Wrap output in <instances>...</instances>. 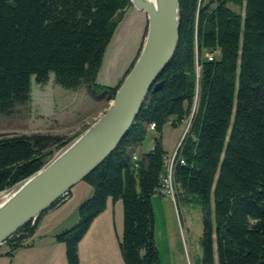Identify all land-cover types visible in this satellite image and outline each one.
<instances>
[{"label":"trees","instance_id":"trees-1","mask_svg":"<svg viewBox=\"0 0 264 264\" xmlns=\"http://www.w3.org/2000/svg\"><path fill=\"white\" fill-rule=\"evenodd\" d=\"M129 5L0 0V115L29 102L31 78L45 84L49 74L61 88L111 99L122 78L107 86L95 76ZM177 6V42L156 79L159 88L147 91L129 130L83 179L91 193L78 203L75 223L54 236L65 264H78L77 243L107 199L121 202L123 264H158L150 198L165 173L160 133L169 118L174 126L187 117L172 181L201 212L195 264H264V0H177ZM148 132L151 147L138 151ZM64 142L41 133L0 135V191L39 170ZM68 196L69 190L48 209ZM41 214L3 242L6 254L33 234Z\"/></svg>","mask_w":264,"mask_h":264},{"label":"rangeland","instance_id":"rangeland-1","mask_svg":"<svg viewBox=\"0 0 264 264\" xmlns=\"http://www.w3.org/2000/svg\"><path fill=\"white\" fill-rule=\"evenodd\" d=\"M227 5L234 11H241V8L229 2ZM140 18L139 13L131 5L124 9L112 39L105 49L103 63L96 73L97 83L105 85L114 83L131 53H134V56L129 65L133 62L143 38L140 41L142 32ZM109 101L110 99L105 96H100L97 92L89 93L83 87L76 90L61 88L53 83L52 74H49L45 84H36L31 78L29 102L17 106L8 116L0 115V135L41 133L59 136L65 142L53 149L50 160L92 124L106 110ZM170 122L171 118L163 125L160 133V142L167 159L179 146L182 136L186 133L189 118H184L174 126ZM149 128L152 127L149 125ZM151 140L152 132H148L143 146L147 148ZM85 188L91 190V187L81 180L69 189L73 195L62 208L65 218L59 222L54 219L47 222L48 232L51 229H54L52 231L62 230L75 223L78 203L90 195L84 192ZM150 201L158 264H195L200 254L198 242L201 234V212L199 207L178 194L174 184L173 199L169 194L160 191L151 196ZM121 220L122 211L119 200L117 211L114 209L113 213V222L119 234ZM46 228L39 231L40 236L37 239L40 238V240L36 246L47 244L51 240ZM52 242L57 241L54 239ZM2 246L4 245H0V250ZM60 246L62 250V244ZM55 253L58 254L57 251Z\"/></svg>","mask_w":264,"mask_h":264},{"label":"water","instance_id":"water-1","mask_svg":"<svg viewBox=\"0 0 264 264\" xmlns=\"http://www.w3.org/2000/svg\"><path fill=\"white\" fill-rule=\"evenodd\" d=\"M146 17L139 50L122 77L106 110L39 170L0 191V245L27 222L33 221L83 180L116 147L129 130L140 105L171 58L177 42V0H129Z\"/></svg>","mask_w":264,"mask_h":264},{"label":"crops","instance_id":"crops-1","mask_svg":"<svg viewBox=\"0 0 264 264\" xmlns=\"http://www.w3.org/2000/svg\"><path fill=\"white\" fill-rule=\"evenodd\" d=\"M135 11L139 13V16L141 17V41V38L143 37V32L145 30L146 17L142 12L137 10ZM111 39L112 38H110L105 49L108 47ZM138 47L136 51L138 50ZM105 51L106 50H104V53ZM133 56L134 53H131L129 55L127 61L123 64L121 71L116 76L114 83H111L107 86H114L120 80V78L124 75L126 69L128 68ZM102 61L101 65L103 63ZM151 144L148 145L147 148H145L144 146L139 148L138 151H144L150 148ZM84 192L89 195L91 193V190L85 188ZM72 195L73 192L69 190V196L66 198L65 201L51 209L45 210V212H42L38 223L33 231V234L29 238H27L22 245L11 250L9 254H6L8 248L5 245L2 246L0 250V264H65L63 244L58 241V243L52 242L55 239V234L61 231V229H59L58 231H52L54 229H51V231L48 232V228H46V223L49 222L51 219L57 220L58 222L60 220H64L65 215L64 212H62V208L67 203V201L71 199ZM118 204L119 200L111 202L110 199H107L103 211L92 219L86 232L83 234V236L77 243L78 264H123L117 246L118 239L121 233H118V231L116 230L117 228L113 222L114 209L117 211ZM44 228H46V232L49 233V237L51 240H49L47 244L43 243L41 245L36 246V244L39 243L38 241L40 240V238L37 239L40 236L39 231ZM59 243L62 244V250L60 249L61 244ZM56 251L58 254L55 253Z\"/></svg>","mask_w":264,"mask_h":264},{"label":"built area","instance_id":"built-area-1","mask_svg":"<svg viewBox=\"0 0 264 264\" xmlns=\"http://www.w3.org/2000/svg\"><path fill=\"white\" fill-rule=\"evenodd\" d=\"M204 56L207 59L211 58V54H209V53H205ZM150 127H152V125H150ZM175 152H176V150L173 151L170 156H168V159L166 157L165 173L161 177V184L159 187V192L161 191L163 193L169 194L172 199H173V184H174L172 181V164H173Z\"/></svg>","mask_w":264,"mask_h":264},{"label":"bare ground","instance_id":"bare-ground-1","mask_svg":"<svg viewBox=\"0 0 264 264\" xmlns=\"http://www.w3.org/2000/svg\"><path fill=\"white\" fill-rule=\"evenodd\" d=\"M146 1H148L150 3H154L155 0H146ZM6 197H7V194H3V193L0 194V202L4 201L6 199Z\"/></svg>","mask_w":264,"mask_h":264}]
</instances>
